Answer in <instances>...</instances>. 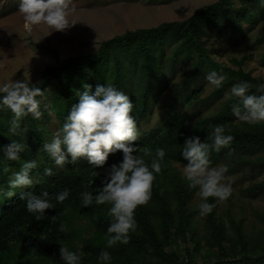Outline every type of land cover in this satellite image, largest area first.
I'll return each mask as SVG.
<instances>
[{
  "label": "trees",
  "instance_id": "16d2710c",
  "mask_svg": "<svg viewBox=\"0 0 264 264\" xmlns=\"http://www.w3.org/2000/svg\"><path fill=\"white\" fill-rule=\"evenodd\" d=\"M258 22L263 23V31L257 40L264 46V4L260 0H217L198 8L184 20L128 30L101 41L93 53L71 55L45 66L40 79L34 83L44 92L38 97L43 112L39 120H33L31 114L25 116L20 122L23 131L14 136L9 131L12 113L7 108L0 109V146L7 145L11 139L26 145L19 153L20 160L8 161L0 152L3 190L7 191L11 173L19 170L23 160H42L39 168L33 170L31 187L16 188L12 197L0 192V264H64L59 256L60 244L82 253L80 264H102L97 256L105 248L110 220L106 211L110 205L93 202L84 207L80 193L95 190L100 185L103 169L93 168L82 157L59 168L42 147L50 141L64 122L70 106L77 101L76 90L82 91V85L89 84L94 91L98 83L113 84L133 102L131 114L137 123L138 139L134 143L138 155H143L145 147L152 149V155L156 147L165 149L161 171L155 174L152 182L151 199L134 209L137 229L129 232L127 244L118 242L107 249L113 257L110 264H264L263 231L245 233L244 219L232 216L230 209L218 212L217 199L213 197L208 198L209 202H215L213 210L200 216L196 205H192L197 189L188 188L175 166L186 163L179 153L187 137L199 136L201 141L211 143L209 125L223 124L233 141L219 152H210L211 166L222 164L229 172H240L241 177L249 179L242 189L245 198L264 199V177L255 178L264 172V122L236 123L231 113L235 97H227L217 114L207 118L192 121L172 117L178 96L192 89L188 105H193L191 100L199 99V91L193 87L195 78L203 70L222 72L226 79L220 88H214L211 94L199 100L202 105L208 106L222 98L232 84L241 80L253 85L249 89L251 93L259 94L255 85L264 83L261 78L244 72L241 61H236L240 67L237 70L216 63L198 37L213 26H218V33H234L243 29L242 24ZM166 47H172L169 55L165 53ZM164 60L171 74L177 66L190 64L159 127L140 130L149 120L155 81L166 84ZM120 159L119 151L110 154L104 168ZM144 159L150 162L151 155ZM4 167L9 171L4 172ZM44 167H51L55 175L44 176ZM94 172L99 175H93ZM64 188L69 189L68 197L61 203L53 199V209H46L39 221L26 211L25 201L20 198L21 193L39 194L44 190L54 197ZM61 212L63 215H59ZM196 215L203 218L201 229L200 218ZM62 224L64 231H60Z\"/></svg>",
  "mask_w": 264,
  "mask_h": 264
},
{
  "label": "clouds",
  "instance_id": "9594fccd",
  "mask_svg": "<svg viewBox=\"0 0 264 264\" xmlns=\"http://www.w3.org/2000/svg\"><path fill=\"white\" fill-rule=\"evenodd\" d=\"M3 2L0 0V4ZM260 3L264 4V0H260ZM18 11L23 15L25 31L29 33L34 25L39 24L48 25L55 31H64L73 25L69 22V16L76 11V6L74 0H19ZM204 79L211 86L220 88L226 75L211 70ZM252 87L250 82L241 80L232 84L225 95L237 98L231 105L233 116L249 124H258L264 122V83L255 85L258 95L249 91ZM82 88V91L76 90L78 99L70 106L62 125L42 147L59 168H64L67 163H75L82 157L93 168L103 169L100 185L95 190L82 191L80 196L84 207L93 202L96 205H110L106 211L110 220L106 229L105 248L97 256L102 264H110L113 257L107 249L118 242L127 244L129 232L137 229L134 209L151 199L152 182L155 174L161 171L165 149L156 147L152 155V149L145 147L143 155L137 154V145L134 143L138 139L137 123L131 114L133 102L125 92L111 83H98L94 91L89 84H83ZM43 95V90L30 83L29 77L0 83V109L7 108L12 113L9 131L14 136L23 131L20 122L25 116L31 114L33 120L43 116L41 100L38 99ZM209 127L212 129L211 143L201 141L199 136H190L184 140L179 153L186 161L182 176L189 189H197L200 216L207 215L215 207V202H209V197L223 201L233 190L232 178L225 175L227 167L211 166L210 159V152H219L228 147L233 136L226 134L223 124ZM25 147L24 143L11 139L7 145L0 146V152L4 159L16 161L20 160L19 153ZM118 151L121 159L104 168L109 155ZM149 155L151 160L146 162L144 156ZM41 163L42 160L37 159L23 160L19 170L11 173L7 191L0 186L3 196L12 197L18 187H31L34 184L33 170L38 169ZM3 171L8 172V167H4ZM43 175L52 176L55 172L51 167H44ZM93 175L99 173L94 172ZM68 195L69 189L64 188L54 197L44 190L39 194L21 193L20 198L25 201L26 211L39 221L46 209H53V199L61 203ZM59 215H63V212ZM64 230L65 226L60 225V231ZM59 256L64 264H80L82 253L60 244Z\"/></svg>",
  "mask_w": 264,
  "mask_h": 264
},
{
  "label": "rangeland",
  "instance_id": "374dc122",
  "mask_svg": "<svg viewBox=\"0 0 264 264\" xmlns=\"http://www.w3.org/2000/svg\"><path fill=\"white\" fill-rule=\"evenodd\" d=\"M217 0H74L76 11L70 14L69 22L73 25L64 31H55L45 24L34 25L31 32L25 31L23 15L18 11L19 0H4L0 4V83L10 79L29 77L30 83H36L45 66L56 64L71 55H88L95 52L101 41L128 30L155 27L164 22L180 21L189 17L195 10ZM243 29L234 33H218V26L199 34L207 54L218 64L237 70L236 61H241V68L251 77L264 81V46L257 40L263 31V23L242 24ZM172 47H166L169 55ZM190 63L177 66L171 74L166 66V84L156 80L154 96L151 101L149 120L142 125L145 128L159 127L160 120L170 110L173 95L178 91L187 74ZM210 70H203L194 80L193 90L199 91V99H187L193 96L192 89L178 96L174 118L184 117L195 121L217 114L227 97L212 101L208 106L199 100L212 93L215 87L205 79ZM235 122H241L238 118ZM53 119L55 117L53 116ZM55 122V121H54ZM53 122V123H54ZM52 129H55L53 126ZM50 128V129H51ZM51 129V131H53ZM222 164H218L219 166ZM182 175L183 164L175 165ZM232 178V194L223 201L217 200V211L230 209L235 218L244 219V232L252 234L263 231L261 242L264 244V199L249 200L242 189L249 183L248 178L241 177L240 172H227ZM264 177V172L256 180ZM192 205L199 203L197 190L192 196ZM224 215V214H223ZM199 217V215H196ZM195 217V218H196ZM225 217V215L223 216ZM200 218L199 229L203 218ZM198 219V218H197ZM85 224V222H83ZM203 252V251H202Z\"/></svg>",
  "mask_w": 264,
  "mask_h": 264
}]
</instances>
